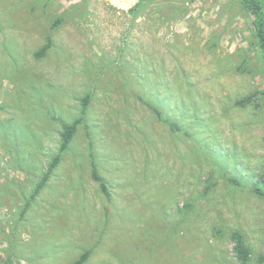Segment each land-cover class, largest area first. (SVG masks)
Wrapping results in <instances>:
<instances>
[{
  "label": "rangeland",
  "instance_id": "374dc122",
  "mask_svg": "<svg viewBox=\"0 0 264 264\" xmlns=\"http://www.w3.org/2000/svg\"><path fill=\"white\" fill-rule=\"evenodd\" d=\"M252 19L242 0H0V264H264Z\"/></svg>",
  "mask_w": 264,
  "mask_h": 264
},
{
  "label": "trees",
  "instance_id": "16d2710c",
  "mask_svg": "<svg viewBox=\"0 0 264 264\" xmlns=\"http://www.w3.org/2000/svg\"><path fill=\"white\" fill-rule=\"evenodd\" d=\"M243 1V7L251 14L252 16V24H253V36L255 45L257 46V49L259 53L264 56V7L261 0H242ZM46 47H43L41 51H43ZM89 100V96L86 95L83 98V108L82 113H84V110L87 106V102ZM152 109L154 112L161 116L162 113L158 108H155L152 106ZM80 121V119H76L71 123H62V131H61V140L59 145L58 152L52 157L50 163L48 164L47 170L42 174V177L35 187L32 197H34L46 184L48 181L50 174L55 169V167L58 165V163L61 160L62 154L67 150L69 144L72 142L73 136L76 132L77 123ZM171 126L179 127L178 123L176 122H170ZM93 177L100 181L103 189L105 190L104 183L101 179V177L98 175L97 171L93 169ZM231 237L234 240V249L236 251V255L238 259L242 263H246L249 259L250 250L245 245V243L242 240V235L237 232L233 231L231 234ZM89 252L85 251L83 252L76 260H74L71 264H84L88 257ZM258 260L260 262L264 261V256H259Z\"/></svg>",
  "mask_w": 264,
  "mask_h": 264
},
{
  "label": "built area",
  "instance_id": "2783aa9c",
  "mask_svg": "<svg viewBox=\"0 0 264 264\" xmlns=\"http://www.w3.org/2000/svg\"><path fill=\"white\" fill-rule=\"evenodd\" d=\"M112 3H113V1H112Z\"/></svg>",
  "mask_w": 264,
  "mask_h": 264
}]
</instances>
